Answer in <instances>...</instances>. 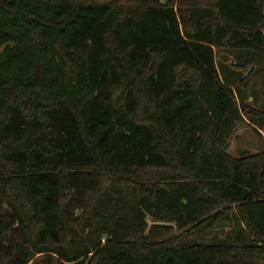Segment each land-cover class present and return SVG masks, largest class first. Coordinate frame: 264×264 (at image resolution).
Segmentation results:
<instances>
[{"label": "trees", "instance_id": "obj_1", "mask_svg": "<svg viewBox=\"0 0 264 264\" xmlns=\"http://www.w3.org/2000/svg\"><path fill=\"white\" fill-rule=\"evenodd\" d=\"M242 123L264 137V0H0V264H264ZM231 213L250 244H204Z\"/></svg>", "mask_w": 264, "mask_h": 264}, {"label": "rangeland", "instance_id": "obj_2", "mask_svg": "<svg viewBox=\"0 0 264 264\" xmlns=\"http://www.w3.org/2000/svg\"><path fill=\"white\" fill-rule=\"evenodd\" d=\"M161 3L166 4L169 0H160ZM216 59L218 62L220 78L231 88L238 85L240 79L245 75V72L240 68L243 64L250 59L251 52L248 50H215ZM237 92V88L235 89ZM238 101L242 103L247 102L263 109L262 98L258 93H253L250 96L240 95L237 92ZM264 151V137L255 133L246 124H241L234 135L230 138L228 143L227 152L233 158H240L243 156H251L262 153ZM235 214L231 213L230 216L221 220L219 225L212 230V233L205 239L206 245H220V244H236L248 245L250 240L246 239L241 230L235 226ZM152 223L149 221V226ZM235 226L234 231L232 228ZM234 235V236H233ZM20 237V235L18 234ZM39 264V263H38Z\"/></svg>", "mask_w": 264, "mask_h": 264}]
</instances>
